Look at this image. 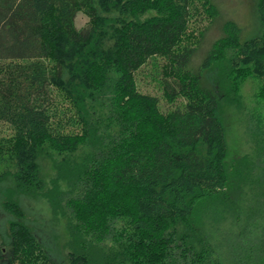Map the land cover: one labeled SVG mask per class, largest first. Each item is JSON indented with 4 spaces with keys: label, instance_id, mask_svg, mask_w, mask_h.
I'll use <instances>...</instances> for the list:
<instances>
[{
    "label": "trees",
    "instance_id": "16d2710c",
    "mask_svg": "<svg viewBox=\"0 0 264 264\" xmlns=\"http://www.w3.org/2000/svg\"><path fill=\"white\" fill-rule=\"evenodd\" d=\"M257 11L261 33L242 40L227 20L192 68L220 13L214 0H0V121L14 132L0 138V182L34 192L41 154L61 156L44 196L69 218L70 264H208L203 214L239 225L233 264H264V116L250 119L252 150L232 158L223 113L224 103L241 108L248 78L264 105V0ZM107 87L108 132L88 105ZM2 204L14 219L0 264H58L21 205L11 195ZM112 236L116 245L100 246Z\"/></svg>",
    "mask_w": 264,
    "mask_h": 264
},
{
    "label": "rangeland",
    "instance_id": "374dc122",
    "mask_svg": "<svg viewBox=\"0 0 264 264\" xmlns=\"http://www.w3.org/2000/svg\"><path fill=\"white\" fill-rule=\"evenodd\" d=\"M214 2L220 13L207 32L202 44L195 52L190 64L192 68L202 63L213 42L223 34L222 26L227 20H233L238 23L242 30V40L258 35L262 31L257 11L258 0H214ZM153 13V11H150L145 16ZM88 20L89 17L84 12H79L76 17L77 27L81 28ZM209 72H204V85L212 81L214 83V79L221 76L217 70L212 75ZM140 83L154 89L153 85L156 82L143 77L140 79ZM258 86L259 82L255 78H248L242 84L241 108L223 102V113L227 121L229 153L232 158L240 157L252 150L250 148L252 147L251 137L248 134L250 119L252 120L254 112L262 113V116H264V105L257 104L254 97ZM111 95V88L107 87L104 91L97 94L96 98L88 102L90 119L97 121L102 129L107 132L113 128V121L108 118V114L111 111ZM13 133V128L9 123L0 121V138L11 136ZM88 151L89 146L85 144L75 152V155L83 157ZM60 157V155L52 151L41 154L38 159V175L43 182V187L34 190V192L17 186L14 177H9L0 182V243L6 245L10 232V221L14 219V216L2 204V199L11 195L21 205L24 212L23 220L42 241L48 255L58 264H70L69 252L72 250L75 237L72 229L68 227L69 218L61 213L55 214L44 196L45 192L53 185V180L57 177L56 163ZM9 189H11L10 193H8ZM231 189L233 190L232 186ZM236 199H239L238 196ZM202 216L198 215L196 222L202 231L201 233L209 235L207 237L212 242L214 249L212 259L208 264H233L234 251L232 245H234L235 235H237L235 232L238 230L239 225H237V222L232 223L230 218L226 219L227 221L222 220L213 225L208 220L211 219L210 215L203 214ZM243 221L242 218L239 220L240 223ZM117 225H120L119 222ZM115 242V237L113 238L112 236L103 241L100 246L107 249V246L116 245ZM5 247L8 248V245ZM191 257L189 255L186 258L179 257V259L181 262L184 261L189 264L191 263Z\"/></svg>",
    "mask_w": 264,
    "mask_h": 264
}]
</instances>
